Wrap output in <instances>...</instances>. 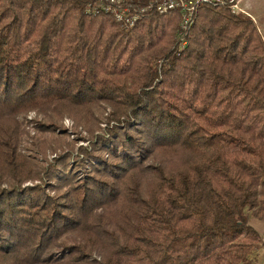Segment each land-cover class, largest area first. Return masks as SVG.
<instances>
[{"label":"trees","instance_id":"16d2710c","mask_svg":"<svg viewBox=\"0 0 264 264\" xmlns=\"http://www.w3.org/2000/svg\"><path fill=\"white\" fill-rule=\"evenodd\" d=\"M107 4L0 0V264H256L257 26L214 3L187 29L175 10L125 26Z\"/></svg>","mask_w":264,"mask_h":264},{"label":"rangeland","instance_id":"374dc122","mask_svg":"<svg viewBox=\"0 0 264 264\" xmlns=\"http://www.w3.org/2000/svg\"><path fill=\"white\" fill-rule=\"evenodd\" d=\"M128 5V4H127ZM126 6V5H125ZM130 6V5H128ZM131 8H135L130 6ZM241 9L246 13V15L252 19V21L257 26L263 40H264V0H243V2L240 5ZM112 13V12H110ZM37 114L35 112H29L26 116V121L29 122V136H28V142L27 146L31 147L34 145L35 140V120H37ZM103 126V125H101ZM61 127H63V130H66L67 134L69 135L70 140L76 139V135L73 133L74 131V125L73 121L67 118H64L61 122ZM64 127L66 129H64ZM60 130L57 131L59 133ZM80 136L87 137L86 132L81 131ZM34 137V139H33ZM88 142H79L75 146V150L72 152L70 161H73V158L77 155L78 149L81 146H87ZM38 148V149H37ZM61 152V150H57V152H54L50 149L42 150L39 147H36L35 150H33L31 153L37 158V160L42 163L43 165H49V163H52L55 156H58V154ZM32 184H30L31 186ZM251 225L253 228L256 229V231L260 235V242L256 250V254H253L252 258L255 256L256 264H264V222L253 220L251 221Z\"/></svg>","mask_w":264,"mask_h":264},{"label":"built area","instance_id":"2783aa9c","mask_svg":"<svg viewBox=\"0 0 264 264\" xmlns=\"http://www.w3.org/2000/svg\"><path fill=\"white\" fill-rule=\"evenodd\" d=\"M106 1L108 4L103 6L102 9L112 12L115 19L125 26H133L141 15L146 13L163 14L175 10L181 13V24L183 28L187 29L192 25L195 10L202 3L223 4L227 5L233 13H244L240 7L243 0H154L140 7V9L131 8L128 5H119V0Z\"/></svg>","mask_w":264,"mask_h":264}]
</instances>
